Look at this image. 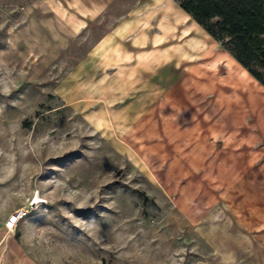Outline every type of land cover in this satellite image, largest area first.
Listing matches in <instances>:
<instances>
[{
  "label": "rangeland",
  "instance_id": "1",
  "mask_svg": "<svg viewBox=\"0 0 264 264\" xmlns=\"http://www.w3.org/2000/svg\"><path fill=\"white\" fill-rule=\"evenodd\" d=\"M19 208L23 264H264V87L175 0H0V221Z\"/></svg>",
  "mask_w": 264,
  "mask_h": 264
},
{
  "label": "trees",
  "instance_id": "2",
  "mask_svg": "<svg viewBox=\"0 0 264 264\" xmlns=\"http://www.w3.org/2000/svg\"><path fill=\"white\" fill-rule=\"evenodd\" d=\"M264 87V0H175Z\"/></svg>",
  "mask_w": 264,
  "mask_h": 264
},
{
  "label": "bare ground",
  "instance_id": "3",
  "mask_svg": "<svg viewBox=\"0 0 264 264\" xmlns=\"http://www.w3.org/2000/svg\"><path fill=\"white\" fill-rule=\"evenodd\" d=\"M201 42H200V40L198 39V40H195L194 42H193V44L191 45L192 46V48L194 49V51L191 49H189V47H187V46H185V45H183V46H181L180 47V49H179V51H178V53H177V56L179 57V58H185V57H192V56H194L195 55V53H198V54H200L202 57H204L205 56V54H208V53H212L209 49H208V47H207V49L205 48V47H201ZM191 46H190V48H191ZM193 51V52H192ZM200 53H199V52ZM206 59H208L207 57H204V59L203 60H206ZM220 58H214V60H212L211 61V63L209 64L210 65V68L212 69V67H215L216 66V63L218 62V60H219ZM209 68V69H210ZM236 68H231L229 71H231V73H230V75H235L236 76V73L237 72H234V70H235ZM200 71L201 72H205V73H210L206 68H202V69H198V71H196V73H195V78H197V79H199V77L201 76V78H202V74L200 73ZM239 72V71H238ZM204 73V74H205ZM241 73V72H240ZM203 74V75H204ZM242 74V73H241ZM240 75V74H239ZM234 76V77H235ZM200 78V79H201ZM238 78V77H237ZM232 79H234L233 77H232ZM230 85H233L236 89H235V91L236 92H241L242 94H244V93H246L245 91H244V89H245V85L244 84H237V83H233V84H230ZM227 88H230V87H227ZM237 88H239V89H237ZM42 202V200L40 199V197L38 196L37 197V199L35 200V202H34V204H37V203H41Z\"/></svg>",
  "mask_w": 264,
  "mask_h": 264
},
{
  "label": "crops",
  "instance_id": "4",
  "mask_svg": "<svg viewBox=\"0 0 264 264\" xmlns=\"http://www.w3.org/2000/svg\"><path fill=\"white\" fill-rule=\"evenodd\" d=\"M188 58L189 57H186V60H188ZM183 61L187 63V61L185 60ZM202 155L203 154H201V156ZM10 213L11 210H8L6 213L2 214L0 221V264H23L21 258L18 257V255L15 254V252L13 253V251L16 249L15 247L16 244L12 242V237L5 227L4 218L6 216H9Z\"/></svg>",
  "mask_w": 264,
  "mask_h": 264
},
{
  "label": "built area",
  "instance_id": "5",
  "mask_svg": "<svg viewBox=\"0 0 264 264\" xmlns=\"http://www.w3.org/2000/svg\"><path fill=\"white\" fill-rule=\"evenodd\" d=\"M29 211L24 208L17 209L14 213H12L7 222L5 223V227L9 233L16 230L18 225L26 219Z\"/></svg>",
  "mask_w": 264,
  "mask_h": 264
}]
</instances>
